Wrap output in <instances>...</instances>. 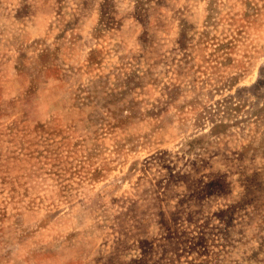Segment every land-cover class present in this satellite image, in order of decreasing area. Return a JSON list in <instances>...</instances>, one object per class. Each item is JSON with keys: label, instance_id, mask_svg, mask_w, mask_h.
<instances>
[{"label": "rangeland", "instance_id": "obj_1", "mask_svg": "<svg viewBox=\"0 0 264 264\" xmlns=\"http://www.w3.org/2000/svg\"><path fill=\"white\" fill-rule=\"evenodd\" d=\"M0 264H264V0H0Z\"/></svg>", "mask_w": 264, "mask_h": 264}]
</instances>
